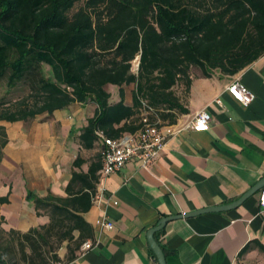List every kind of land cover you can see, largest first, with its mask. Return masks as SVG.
Wrapping results in <instances>:
<instances>
[{
    "label": "crops",
    "instance_id": "1",
    "mask_svg": "<svg viewBox=\"0 0 264 264\" xmlns=\"http://www.w3.org/2000/svg\"><path fill=\"white\" fill-rule=\"evenodd\" d=\"M134 63L136 69L138 58ZM190 77L187 91L182 83L174 87L187 113L165 110L166 118L156 113L153 121L175 126L205 110L211 117L209 126L181 130L167 140L147 170L128 160L102 184L100 142L84 132L99 111L95 102H75L27 123L1 122L7 144L0 162V197L8 199L0 206L2 228L25 233L48 224L49 217L37 215L27 193L66 197L73 175L79 174L84 183H72L71 194L87 191V184L95 186L91 207L81 213L91 236L76 249L70 244L75 250L68 261V242L64 241L56 250L61 260L57 264H158L147 232L161 218L238 200L264 177V54L234 76L206 78L192 73ZM235 79L253 93L250 105L242 106L226 92ZM105 89L111 104L122 99L134 108V83L123 86L122 94L115 85ZM261 190L236 208L167 222L155 234L166 264H247L255 260L264 264V252L257 247L264 246V216L258 207ZM109 196L116 205L107 200ZM100 218L114 227L98 228ZM73 235L76 240L79 231ZM85 241H91L92 248L82 251Z\"/></svg>",
    "mask_w": 264,
    "mask_h": 264
},
{
    "label": "trees",
    "instance_id": "2",
    "mask_svg": "<svg viewBox=\"0 0 264 264\" xmlns=\"http://www.w3.org/2000/svg\"><path fill=\"white\" fill-rule=\"evenodd\" d=\"M77 1L0 0V123H27L91 100L99 111L85 135L97 139L99 130L118 138L140 129L142 102L154 110L152 122L156 113L166 118L165 110L187 113L174 87L182 83L187 91L192 73L234 76L264 54V0H85L71 12ZM131 83L134 108L122 99L111 104L106 85L122 94ZM6 144L0 124V162ZM76 180L83 182L74 174L66 197L27 193L37 215L49 217L44 226L7 231L0 215V264H57L64 241L66 261L73 259L91 236L81 213L95 194L93 184L71 194ZM7 202L0 197V206Z\"/></svg>",
    "mask_w": 264,
    "mask_h": 264
},
{
    "label": "built area",
    "instance_id": "3",
    "mask_svg": "<svg viewBox=\"0 0 264 264\" xmlns=\"http://www.w3.org/2000/svg\"><path fill=\"white\" fill-rule=\"evenodd\" d=\"M226 92L242 106H248L254 99L253 93L242 85L238 79L233 80L227 87ZM154 110L142 102L140 112L141 127L133 133H124L118 138H109L102 131H96V136L100 142L101 169L99 172V184L104 179L120 171L128 160H134L140 164L142 169L147 170L157 159L164 149L167 140L183 129L204 130L211 121L210 114L202 110L191 119L175 126H159L157 122H152L149 116ZM98 198V195H95ZM109 202L116 205L117 202L111 196L107 198ZM259 215L264 216V190H261L258 198ZM96 226L100 229L111 230L114 225L106 218L96 221ZM92 248L91 241H85L82 251Z\"/></svg>",
    "mask_w": 264,
    "mask_h": 264
},
{
    "label": "water",
    "instance_id": "4",
    "mask_svg": "<svg viewBox=\"0 0 264 264\" xmlns=\"http://www.w3.org/2000/svg\"><path fill=\"white\" fill-rule=\"evenodd\" d=\"M263 187H264V177L261 180H259L254 186H252L246 193H244L238 200H236L230 204L223 205V206H214V207H209V208H203V209L191 212V213L178 214V215L167 216V217L161 218L159 220L158 224L156 226H154L153 228L149 229L147 232V240H148L150 248H151V250H152V252H153V254L157 260V263L158 264H166V258H165L164 252H163L162 248L160 247V245L158 244V242L156 241L155 234L157 232H159L160 230H162L165 227L167 222L174 220V219H178V218H188V217H191V216H194L197 214L208 213V212H219V211H224V210L236 208L237 206L242 204L245 199H247L251 195L255 194L256 192L261 190Z\"/></svg>",
    "mask_w": 264,
    "mask_h": 264
},
{
    "label": "rangeland",
    "instance_id": "5",
    "mask_svg": "<svg viewBox=\"0 0 264 264\" xmlns=\"http://www.w3.org/2000/svg\"><path fill=\"white\" fill-rule=\"evenodd\" d=\"M84 1H85V0H78V1L75 3V5H74L73 9L71 10V12H74V11L77 10L80 6H82L83 3H84ZM1 94H2V93H1V90H0V95H1ZM14 95L16 96V95H18V93H14ZM13 97H14V96H13ZM19 259H20V257H19V255H17V260H19ZM18 264H23V263L19 260ZM247 264H259V262H257V261L255 260L253 263H247Z\"/></svg>",
    "mask_w": 264,
    "mask_h": 264
}]
</instances>
